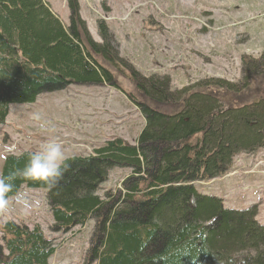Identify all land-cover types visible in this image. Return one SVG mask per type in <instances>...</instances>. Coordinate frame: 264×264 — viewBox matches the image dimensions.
<instances>
[{
    "label": "trees",
    "instance_id": "1",
    "mask_svg": "<svg viewBox=\"0 0 264 264\" xmlns=\"http://www.w3.org/2000/svg\"><path fill=\"white\" fill-rule=\"evenodd\" d=\"M66 27L44 0H0V126L12 105H32L71 86L112 87L144 119L137 143L113 138L92 156H72L58 188L44 190L54 231L94 221L85 264H264L258 208L233 210L197 185L225 177L240 154L264 148V55L243 57L238 83L220 78L173 90L168 77H145L119 57L99 22L92 40L77 0ZM133 92L120 86L116 74ZM32 152L8 155L1 175L23 168ZM130 169L120 189L100 195L113 169ZM0 264H51L56 250L39 226L8 220Z\"/></svg>",
    "mask_w": 264,
    "mask_h": 264
},
{
    "label": "rangeland",
    "instance_id": "2",
    "mask_svg": "<svg viewBox=\"0 0 264 264\" xmlns=\"http://www.w3.org/2000/svg\"><path fill=\"white\" fill-rule=\"evenodd\" d=\"M44 1L69 27V0ZM77 1L93 41L102 42L99 22L103 21L122 60L145 77H168L173 90L212 78L238 83L243 57L264 55V0ZM115 74L120 86L133 92L128 80ZM35 113L51 122L53 131L41 129L40 122L32 119ZM144 125L137 107L108 86H71L44 94L32 105H12L0 126V175L6 156L33 152L50 136L62 142L68 158L89 157L113 138L135 145ZM130 173V169H113L100 195L119 190ZM197 189L222 198L228 209L257 207V220L264 225V148L236 156L225 177L200 183ZM8 220L41 228L55 246L51 264H85L94 221L84 228L54 231L46 191L24 187L7 209L0 210V242L2 225Z\"/></svg>",
    "mask_w": 264,
    "mask_h": 264
},
{
    "label": "clouds",
    "instance_id": "3",
    "mask_svg": "<svg viewBox=\"0 0 264 264\" xmlns=\"http://www.w3.org/2000/svg\"><path fill=\"white\" fill-rule=\"evenodd\" d=\"M32 119L40 122L41 129L53 131L51 122L42 121L39 113H35ZM68 159L62 142L54 136L47 138L37 150L29 154L23 168H13L6 175H0V210L7 209L9 194L13 192L17 179L39 181L49 190L58 188L69 169Z\"/></svg>",
    "mask_w": 264,
    "mask_h": 264
},
{
    "label": "built area",
    "instance_id": "4",
    "mask_svg": "<svg viewBox=\"0 0 264 264\" xmlns=\"http://www.w3.org/2000/svg\"><path fill=\"white\" fill-rule=\"evenodd\" d=\"M13 151H14L13 148H11V150H9L10 153L13 152Z\"/></svg>",
    "mask_w": 264,
    "mask_h": 264
},
{
    "label": "crops",
    "instance_id": "5",
    "mask_svg": "<svg viewBox=\"0 0 264 264\" xmlns=\"http://www.w3.org/2000/svg\"><path fill=\"white\" fill-rule=\"evenodd\" d=\"M12 200V199H11ZM10 201V200H9Z\"/></svg>",
    "mask_w": 264,
    "mask_h": 264
}]
</instances>
